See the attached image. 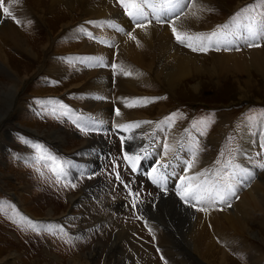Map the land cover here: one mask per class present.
Segmentation results:
<instances>
[{
	"label": "rangeland",
	"instance_id": "1",
	"mask_svg": "<svg viewBox=\"0 0 264 264\" xmlns=\"http://www.w3.org/2000/svg\"><path fill=\"white\" fill-rule=\"evenodd\" d=\"M147 1L125 0L138 20L129 19L119 0H110L121 15L120 21L112 15L109 19L73 14L61 23L53 17L54 8L33 4L35 14L45 18L43 26L34 13L28 10L26 17L14 2L3 0L0 28L10 21L19 35L13 39L15 43L2 46L13 54L10 60L15 61L14 66L22 61L20 69L15 66L16 79L7 82L13 88L19 85L16 97L12 103L5 96L0 99V264H264L263 201L259 199L261 205L251 208L245 219L249 221L242 226L232 229L222 221H211L231 214L242 191L251 189L253 183L263 181L264 186V168L259 167L264 165V0H180L179 5L176 0L171 7L167 0ZM152 1L157 2L156 8L148 10L153 8L149 5ZM194 2L200 8L194 13L201 12L196 21L188 19L194 15ZM133 4L139 6V12ZM97 5L89 4V9ZM4 7L11 9L12 17L3 12ZM59 8L68 11L64 5ZM78 11L75 6L74 13ZM164 11L174 12L168 17L166 13L162 16ZM145 16L151 23L141 21ZM155 18L160 21L156 23ZM187 19L195 25L194 31L182 29ZM66 20L69 25L63 28ZM137 23L142 25L139 28L160 29V47L170 39L199 69L170 90L159 80L156 47L134 44L144 53L142 64L122 53V42L135 37L131 29L138 28ZM124 25H129L130 31ZM28 37L35 43L30 52L20 44L24 38L29 41ZM241 37H250V45L238 42ZM43 39L48 44L45 48L40 45ZM84 44L89 50L80 51ZM15 57H19L17 61ZM65 66L72 70H64ZM102 71L117 85L120 79L133 82L139 92L137 96L122 94L125 98L118 100L110 95L111 116L117 110L122 113V121L113 118L111 125L88 107L92 100H106L90 95L85 88L89 78H84V73ZM65 79L74 81V86L68 89ZM4 81L7 77L0 72V82ZM51 127L67 133V144L59 146L51 140L52 133L47 134ZM111 128L123 133L121 139L111 132L124 140L123 149L109 134ZM169 132L175 141L172 151L164 148ZM145 139L152 142V151L147 153L152 163H164L178 153L177 161L173 164L171 160L167 170L176 180L187 181L180 187L179 199L172 195L171 177L170 188L163 194L149 188L143 178L132 181L115 175L117 155L122 161L124 152L131 160L136 148L142 150ZM179 141L182 146L178 149ZM164 149L169 155L162 154ZM96 151L104 152L105 159ZM181 153L193 159L187 174L181 171ZM104 167L113 170L114 176L103 174ZM215 178L232 188L216 187L211 182ZM195 189H200L197 202L192 198ZM198 213L203 214L209 229L204 233L196 230L191 241L190 229Z\"/></svg>",
	"mask_w": 264,
	"mask_h": 264
},
{
	"label": "bare ground",
	"instance_id": "2",
	"mask_svg": "<svg viewBox=\"0 0 264 264\" xmlns=\"http://www.w3.org/2000/svg\"><path fill=\"white\" fill-rule=\"evenodd\" d=\"M130 0H128L129 2ZM5 3H8L9 2H14V7L17 6L19 8V12L22 13V15L26 16V14L28 13V10L31 12V13H34L35 14V11L33 10L32 6L33 4L35 6H40V5H45V7L47 8V10H51L52 8H54V15L53 17H58L56 20H58L59 22L62 21L63 19H66V18H69V19H72V15L75 14L78 15L79 17H86L87 16H97V17H107L109 19L110 16L112 15V17H114V19H118L120 21L121 19V15L119 14V11L115 8H113L111 6V2L110 0H4ZM195 4H193L192 6V10H193V13L198 11L197 9L199 8L198 7V4H196V2H194ZM7 4V5H8ZM32 4V5H31ZM82 4L85 5V7L87 8H81ZM89 4H92L93 6L94 5H97V7H91L89 9ZM47 5V6H46ZM64 5L66 7V9H68V11L64 12V11H61L59 6H62ZM75 6H78L79 8V11L77 13H74L75 11ZM150 7V6H149ZM8 8V7H7ZM36 8V7H35ZM200 9V8H199ZM11 10V9H9ZM13 10V9H12ZM46 10V9H45ZM56 10V11H55ZM135 10H137V8H135ZM15 11V10H13ZM37 11V10H36ZM44 11V10H43ZM200 11V10H199ZM40 12V11H39ZM17 13V11L15 12ZM48 13V12H47ZM51 13V12H50ZM201 13V12H199ZM199 13H194L193 16H190L188 19L190 20V18L192 20H195L198 19V15ZM30 14V13H29ZM36 16L37 13L35 14ZM44 15V14H43ZM27 17V16H26ZM32 17V16H31ZM64 17V18H63ZM96 17V18H97ZM44 17L43 16H38V19H40V23L45 26V21L43 19ZM91 18V17H90ZM22 19V17H21ZM82 19V18H80ZM187 19V20H188ZM186 21V23H184L182 25V29H185V30H191V31H194L195 30V25H193L190 21ZM64 21V20H63ZM69 21L70 20H66L65 22H67L65 25H63V28L68 26L69 25ZM128 21V20H127ZM36 22V21H35ZM58 22V24H59ZM61 23V22H60ZM130 23V22H129ZM38 24V23H36ZM263 24V23H262ZM261 24V26H262ZM260 25V24H259ZM39 26V25H38ZM37 26V27H38ZM121 26H123L121 24ZM127 29H131V27L129 25H124ZM187 26V27H185ZM15 27L11 24L10 21H6L4 22V24H2L1 28H0V72L3 73L6 77H7V81H4V83H1L0 82V99L2 98L1 96H5L7 97L10 102L12 103L13 101V97L15 96L16 97V87L19 86L17 85L16 87L13 88V86L11 84H8L11 82V80H14L16 79V75H15V72L17 73V69L15 68V66H18L19 69H20V64L19 62L22 61V60H18V62H16V65L14 66V62H12V58L13 57V54L11 55L9 53V51L7 50H4L5 48H3L2 45H11V41H15L13 39H16L17 34L14 33L16 31V28L14 29ZM41 28V27H40ZM56 28V27H55ZM134 36L136 37V40L134 39H128L127 41H123V51L122 53L128 57L129 59H133L134 61H136L137 63L139 64H142L144 63V60H143V52L140 50V49H137L134 45L136 42H142V44H145L147 45V47H156V49L154 50V52L156 54L159 55V60L158 61V66L156 67V70H157V73L159 75V80L161 79L163 83H165L166 85H168V87L170 88V90L173 89L174 86H176V82L178 81H181L183 80L185 77H188L190 76V73L192 72H196L199 68L197 65H195V63H191V58L190 57H185L184 55H182L180 53V51L182 50H179L177 48H174L173 45L170 43V39H165V42L162 44V46L160 47V43H161V38H162V32L160 29H155V28H135V29H131ZM19 31V30H18ZM114 31V30H113ZM17 32V31H16ZM20 32V31H19ZM18 33V32H17ZM105 34V33H104ZM157 34V36H156ZM165 34L166 33V30H165ZM164 34V35H165ZM252 34V33H251ZM21 35V34H20ZM23 35V34H22ZM106 36L110 37V38H113L114 35L112 34H105ZM107 37V38H108ZM118 37V36H117ZM22 38V37H21ZM20 39V38H19ZM25 40L24 41H21L20 44L22 45V47L24 49H26L28 52L31 51V49H33V43L34 41L33 40H30V38L28 37V40L26 38H24ZM23 40V39H21ZM49 40V39H48ZM118 40V39H117ZM123 40V39H122ZM50 42V41H49ZM15 43V42H14ZM42 47H47L48 44L46 45V39H43V42L40 44L42 45ZM39 45V46H40ZM83 45V44H82ZM122 45V44H121ZM98 46V45H97ZM96 46V47H97ZM120 46V45H119ZM14 47V46H13ZM12 47V48H13ZM20 47V46H19ZM21 47V49H22ZM15 48V47H14ZM95 48V47H94ZM139 48V47H138ZM99 49V48H98ZM102 49V48H100ZM99 49V50H100ZM151 49V48H150ZM149 49V50H150ZM50 50V49H49ZM83 50H89V47L87 46V44H84V46L80 47V51H83ZM122 50V48H121ZM22 51V50H21ZM33 51V50H32ZM35 52V51H34ZM111 52V51H110ZM118 52V51H117ZM101 53V51L99 52ZM108 53V51H107ZM119 53V52H118ZM148 53V52H147ZM160 53V54H159ZM102 54V53H101ZM106 54V53H105ZM104 54V56H105ZM38 55V54H37ZM107 55V54H106ZM111 55V54H110ZM109 55V57H110ZM152 53H150V61H149V64L150 66L149 67H153V62H152ZM231 55H234L233 57H239L238 55H235L234 53H228V56H231ZM256 55V56H255ZM253 55L255 57L258 58L257 56V53ZM21 56V55H20ZM27 56V55H26ZM108 56V55H107ZM251 56V55H250ZM30 57V56H29ZM28 57V58H29ZM46 57V56H45ZM118 57V56H117ZM252 57V56H251ZM19 58V57H18ZM15 57V60L17 61V59ZM107 58V57H105ZM153 58V57H152ZM190 58V59H189ZM193 59V58H192ZM31 60V59H30ZM29 60V61H30ZM51 62V61H50ZM117 62V61H116ZM21 63V62H20ZM24 63V62H23ZM132 63V62H131ZM240 63V61L238 62ZM19 64V65H18ZM148 64V65H149ZM137 65V64H136ZM156 65V64H155ZM28 66V65H27ZM33 65H31L32 67ZM61 66V65H60ZM134 66V65H133ZM142 66V65H141ZM54 67V66H53ZM148 67V68H149ZM159 67V68H158ZM56 68V67H55ZM54 68V71L56 72V69ZM62 68V67H61ZM159 71H158V69ZM64 70H72L70 69L69 67L65 66L64 67ZM63 70V71H64ZM109 70V69H108ZM131 70V69H130ZM152 70V69H150ZM155 70V71H156ZM24 71V68L20 71L23 73ZM45 71V70H44ZM129 71V70H128ZM242 71V70H240ZM238 72V70H237ZM122 73V72H121ZM59 74H62L64 76V73L62 71L59 72ZM86 76H84V78H89V82L92 81V83H89L87 85H85V88L86 89H89L88 91L90 92V95L93 97H95V99H97L98 97H101L102 99L106 100L105 103L102 101V103L100 102H92V101H88L89 103V108H91V112H93V115H98L100 118H102L104 121H106L107 124H110L111 123H114L111 119H116L119 121L121 120V112H120V115H116V113L114 112V116H111L110 112H111V106H110V103H108L110 100H108V98L110 97L111 94H113L112 96L116 97V99L118 100L119 98H125L123 95H126L127 94H130V95H139L137 93H139L137 90H136V85L133 84V82H123L121 81L120 79V84L117 85V83H112V81H110V79H108L107 77V72L106 71H102V72H98V73H84ZM61 75V77H62ZM112 75V74H111ZM135 75V74H133ZM157 75V76H158ZM18 76V75H17ZM22 76V75H21ZM192 76V75H191ZM79 77V76H78ZM94 77V78H93ZM156 77V76H155ZM64 78V77H63ZM81 78V76L79 77ZM93 78V79H92ZM134 78V77H133ZM158 78V77H156ZM77 80H80V79H77ZM76 81V80H75ZM135 81V80H134ZM8 82V83H7ZM136 82V81H135ZM127 83V84H126ZM67 84V85H66ZM74 81L73 82H70V83H67L66 79H65V85L66 87H69L68 89H70V87H73L74 85ZM126 84V85H125ZM84 87V86H83ZM16 90V91H15ZM20 90V88L18 89V91ZM6 92H8L9 94H7ZM19 94V93H18ZM17 94V95H18ZM123 94V95H122ZM89 95V96H90ZM90 96V97H91ZM18 99H21V96L18 97ZM94 99V100H95ZM99 100V99H98ZM108 100V101H107ZM8 101V100H7ZM18 102V101H17ZM14 104V103H13ZM121 105V104H120ZM20 106L23 107V105L21 104ZM2 107V105H1ZM9 107V106H8ZM20 107V108H22ZM117 107V106H116ZM84 108V107H83ZM150 108V107H149ZM120 109V108H119ZM24 110V109H23ZM1 113V112H0ZM113 113V112H112ZM136 113V112H135ZM5 114V113H4ZM1 115V114H0ZM138 115V114H137ZM141 115V114H140ZM7 116V115H6ZM139 116V115H138ZM143 116V115H142ZM123 117V116H122ZM127 117V116H125ZM125 117L123 119H125ZM135 117V116H134ZM129 119V118H128ZM122 121V120H121ZM124 121V120H123ZM120 122V121H119ZM1 124V122H0ZM119 124V123H118ZM96 128V127H94ZM99 129V128H98ZM114 129V128H113ZM60 130V129H59ZM137 132V131H136ZM52 133V134H50ZM133 133V132H132ZM47 134H50L49 136L52 138L51 140L54 142L56 141L58 143L59 146H62L63 144H67V133L64 132V131H58L57 128H52L50 130H47ZM136 134V133H135ZM34 136L36 137V135H31V137L34 138ZM134 136V135H133ZM139 136V135H138ZM166 146H164V148H171L173 145L172 143L174 144V138L170 135V132L167 133L166 135ZM168 136V137H167ZM242 138V137H241ZM243 139V138H242ZM248 139V138H247ZM89 141V145L91 144V141L90 140H87ZM96 141V140H95ZM174 141V142H173ZM215 142V140H214ZM246 142V141H245ZM245 142H244V148H247L245 146ZM86 142L85 141H79V144H82L84 145ZM99 143V141H98ZM101 144V143H100ZM120 144V143H119ZM172 145V146H171ZM9 146V145H8ZM65 146V145H64ZM250 147V146H249ZM124 146L123 144L121 145V149H123ZM165 150V149H164ZM163 151V150H162ZM171 151H172V148H171ZM182 151V150H181ZM87 152V151H86ZM101 154V158L100 159H105V155H104V152L102 151H97ZM155 152H158V151H155ZM168 152H170L168 149L165 150V152H163L162 154L163 155H167ZM184 152V150L182 151V153ZM181 153V154H182ZM161 154V155H162ZM169 155V154H168ZM123 156L126 160L130 161L125 155H124V152H123ZM168 159V158H167ZM91 161V160H90ZM174 163L177 161V158H174L173 159ZM198 162V161H197ZM84 163V162H83ZM85 164V163H84ZM190 167V166H189ZM192 168V166H191ZM194 168V166H193ZM77 169V168H76ZM192 170V169H191ZM194 170V169H193ZM181 171H183L182 174H185L187 172V169L183 168L181 169ZM197 171V170H195ZM194 173V172H193ZM192 174V173H191ZM88 175H90L88 173ZM177 175V174H176ZM176 179V178H175ZM191 179V178H189ZM194 181V180H193ZM258 181V180H257ZM263 181L262 182H255L253 183V186L251 187V189L249 190H245L242 191V194L241 197L239 196L240 199V202L236 205L235 209L233 210V212L231 214H226L225 216H223L224 214H222V219L221 220H215V217L211 218V221L212 223H215L216 222H223L225 223L228 227L232 228V227H237L238 225H241V224H244V221L245 223L248 222L249 220H245L246 217L251 214V208H253L254 205L257 204H260V202H257L259 199L261 201L264 202V186H263ZM90 186V185H89ZM210 188V186H209ZM214 189V188H213ZM211 190V189H210ZM208 193H210L208 191ZM212 195V194H211ZM210 195V196H211ZM209 196V197H210ZM168 197V196H167ZM200 197V189H195L193 191V194H192V198L194 201H199ZM212 197V196H211ZM210 197V198H211ZM171 198V197H170ZM173 198V197H172ZM201 199V198H200ZM168 200V199H167ZM172 200V199H171ZM203 200V199H202ZM238 200V199H237ZM174 201V200H173ZM201 201V200H200ZM239 201V200H238ZM206 202V200H205ZM236 202V200H235ZM174 203V202H173ZM178 203V202H177ZM212 203V202H211ZM172 204V202H171ZM179 204V203H178ZM210 204V203H209ZM204 205V204H203ZM261 205V204H260ZM171 206V205H170ZM179 206V205H178ZM205 206V205H204ZM211 206V205H210ZM115 208H119V204H115L114 206ZM159 207V205H158ZM166 207V206H165ZM176 207V206H175ZM208 207V206H207ZM173 209V207H172ZM117 210V209H116ZM169 210V209H168ZM175 210V208H174ZM166 211V210H165ZM171 211V210H170ZM169 211V212H170ZM173 211V210H172ZM210 211V210H209ZM188 213V212H187ZM186 213V214H187ZM212 213V212H211ZM230 213V212H229ZM240 213V214H239ZM168 214V213H167ZM166 214V215H167ZM209 214V213H208ZM174 215V214H173ZM188 215V214H187ZM195 215V214H194ZM203 215V214H202ZM200 215L199 213L197 214L196 216V221L194 222L193 227L190 229V240L193 241L195 240V231L198 229L200 230H203V233L205 231H207L208 228V224L205 223V221H203V216ZM219 215V214H218ZM160 216V215H159ZM162 216V215H161ZM175 216V215H174ZM191 216V215H190ZM210 216V215H209ZM215 216V215H214ZM241 216V217H240ZM163 217V216H162ZM169 217V216H168ZM154 218V217H153ZM156 218V217H155ZM244 218V219H243ZM176 219V218H174ZM178 219V218H177ZM173 220V219H172ZM193 220V219H192ZM178 221V220H177ZM193 222V221H192ZM172 223V222H171ZM184 223V222H183ZM189 223V221H188ZM210 224V223H209ZM191 226V225H190ZM220 226V224H219ZM225 226V225H224ZM223 226V228H224ZM242 226V225H241ZM176 227V226H175ZM219 227L216 226L215 229H217ZM227 228V227H226ZM242 228V227H241ZM214 229V228H212ZM221 229V228H220ZM225 229V228H224ZM228 229V228H227ZM233 229V228H232ZM237 229V228H236ZM231 231V229H229ZM209 231V230H208ZM214 232V230H212ZM218 231V230H217ZM189 232V231H188ZM239 232V231H237ZM243 232V230H242ZM198 233V232H197ZM218 233V232H217ZM228 233V232H227ZM241 233V232H240ZM128 234V233H127ZM188 234V233H186ZM204 237V236H203ZM203 240V239H202ZM210 240V239H209ZM201 242V241H200ZM199 242V243H200ZM193 243V242H192ZM206 243V242H205ZM208 243L210 244V242L208 241ZM201 244V243H200ZM190 245V244H189ZM171 246V245H170ZM209 246V245H208ZM212 246V245H211ZM196 247V246H195ZM117 248V247H116ZM208 248V247H207ZM174 253V252H173ZM190 253H191V249H190ZM223 258V257H222Z\"/></svg>",
	"mask_w": 264,
	"mask_h": 264
},
{
	"label": "snow or ice",
	"instance_id": "3",
	"mask_svg": "<svg viewBox=\"0 0 264 264\" xmlns=\"http://www.w3.org/2000/svg\"><path fill=\"white\" fill-rule=\"evenodd\" d=\"M119 2L121 3L122 6L125 7V11H126L127 15H129L130 17H133L134 19H137V20L139 19V16H134L133 12L128 11V5L125 4V0H119ZM179 2H180V0H177V4H178V5H179ZM2 5H3V0H0V6H2ZM132 7H136V8H137V11L139 12V6H138V5L133 4ZM3 12H4L5 14H7L8 16L12 17V13L9 11V9H8L7 7H4V8H3ZM13 18H14V17H13ZM17 22L19 23V21H17ZM136 26H137V27H142V25H141L140 23H137ZM173 32L176 33L175 28H173ZM132 38L135 39V37H132ZM177 39H178L180 42H183V40H181V37H180L178 34H177ZM193 50L195 51L196 49L193 48ZM201 50H203V49H201ZM116 115H118V116L120 115L119 110H117ZM137 158H138V157H137ZM259 167L264 168V165H259ZM73 186H74V185H73ZM183 198H184V197H182V199H183ZM221 200H223V197H221ZM200 210H203V209H200Z\"/></svg>",
	"mask_w": 264,
	"mask_h": 264
}]
</instances>
